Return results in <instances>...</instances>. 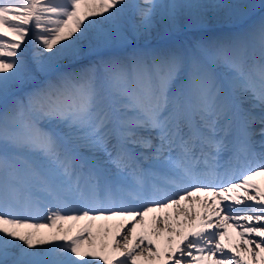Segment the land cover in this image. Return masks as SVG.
<instances>
[{
  "label": "snow or ice",
  "instance_id": "obj_1",
  "mask_svg": "<svg viewBox=\"0 0 264 264\" xmlns=\"http://www.w3.org/2000/svg\"><path fill=\"white\" fill-rule=\"evenodd\" d=\"M255 7L0 0V264H264V17L113 53Z\"/></svg>",
  "mask_w": 264,
  "mask_h": 264
},
{
  "label": "bare ground",
  "instance_id": "obj_2",
  "mask_svg": "<svg viewBox=\"0 0 264 264\" xmlns=\"http://www.w3.org/2000/svg\"><path fill=\"white\" fill-rule=\"evenodd\" d=\"M235 3H251L255 4L256 7L253 9L252 13L244 18H212L208 23L202 28H191L186 25H181L180 28L176 31L166 32L163 29L158 28L152 32L150 36L141 37L138 39L133 38L131 43L144 44L148 43V46L144 49L141 47L136 48L134 45H128L127 49L124 51H115L113 53L120 55L130 54L134 49H143V50H165L172 47H183L191 43V41L196 39H216L231 36L241 30L247 29L252 23L258 22L262 17H264V7H261L264 4V0H232ZM169 37H174L171 41H164ZM191 38L188 44H183L182 39ZM35 44L30 43L26 51V55L29 59L35 53ZM257 182L260 183L261 187L264 188V178H257ZM201 199H210L208 197H201ZM187 206V202H185ZM242 207V206H241ZM211 207L205 209L201 207L200 200H197L196 203V212L203 213L205 211H211ZM175 215V210H170ZM195 218V217H194ZM151 223V217L149 218ZM113 224L115 222H97V225L94 227V231L99 230L101 224ZM229 237L226 239H231L232 243H240L239 237L235 234L232 229L228 228ZM226 242V241H225ZM228 243V242H227Z\"/></svg>",
  "mask_w": 264,
  "mask_h": 264
},
{
  "label": "rangeland",
  "instance_id": "obj_3",
  "mask_svg": "<svg viewBox=\"0 0 264 264\" xmlns=\"http://www.w3.org/2000/svg\"><path fill=\"white\" fill-rule=\"evenodd\" d=\"M185 40H187V39H184V41H185ZM187 42H188V41H187ZM127 48H128V47H127ZM127 48H125V49H127ZM123 50H124V49H123ZM231 229H232V228H231ZM235 234H236V232H235ZM236 235H237V234H236ZM225 241H226L225 243L229 242V240H227V239H226Z\"/></svg>",
  "mask_w": 264,
  "mask_h": 264
}]
</instances>
